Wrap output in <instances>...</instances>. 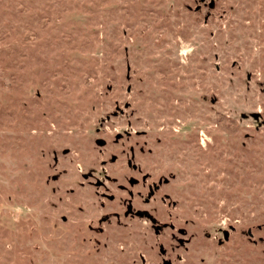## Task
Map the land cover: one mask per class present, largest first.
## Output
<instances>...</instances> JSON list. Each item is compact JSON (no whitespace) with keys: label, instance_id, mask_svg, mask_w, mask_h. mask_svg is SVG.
Returning <instances> with one entry per match:
<instances>
[{"label":"rangeland","instance_id":"obj_1","mask_svg":"<svg viewBox=\"0 0 264 264\" xmlns=\"http://www.w3.org/2000/svg\"><path fill=\"white\" fill-rule=\"evenodd\" d=\"M213 1L0 0V264L158 263L137 225L86 227L114 205L80 174L125 128L198 234L173 264H264V0ZM234 218L253 243L202 237Z\"/></svg>","mask_w":264,"mask_h":264},{"label":"flooded vegetation","instance_id":"obj_2","mask_svg":"<svg viewBox=\"0 0 264 264\" xmlns=\"http://www.w3.org/2000/svg\"><path fill=\"white\" fill-rule=\"evenodd\" d=\"M260 113H250L249 116L257 122L261 119ZM144 134L136 130L132 132L127 128L114 132L110 144L120 149L110 153L107 161L101 160V169L98 174L93 173L91 169L80 174L82 178L80 187L95 190L92 196L97 206L103 207L105 203L114 205L111 210L91 217L92 223H87L86 227L93 233L91 240L95 242L97 239L94 238V234H102L106 224L121 228L137 225V230L143 232V237L148 236L154 240L159 258L157 264H173V259L185 260L183 254L189 251L190 244L198 237V234L190 229L194 223L188 215L179 216L175 212L179 208V203L170 192L165 190V187L174 179V175H153L142 172L137 156L151 152V149L146 146L145 139L141 141L136 139ZM125 142H129L127 147L124 146ZM95 143L101 147L106 145V141L102 138L96 139ZM53 160L54 163L57 162L55 152ZM118 160L124 164L123 171L115 175L106 173L104 166L112 165ZM57 178V175H52V179ZM61 220L66 221V217L62 215ZM239 222V219L234 218L232 223L216 226L213 231L204 230L202 237L213 241L219 249L228 243L232 234L237 233L244 236L246 241L253 243V225L241 228L238 225ZM214 253H217L216 249L212 251V254ZM140 260L141 263L148 264L144 263L142 256ZM205 261L204 256L199 257L200 264H204ZM188 264H194V262L191 261Z\"/></svg>","mask_w":264,"mask_h":264},{"label":"water","instance_id":"obj_3","mask_svg":"<svg viewBox=\"0 0 264 264\" xmlns=\"http://www.w3.org/2000/svg\"><path fill=\"white\" fill-rule=\"evenodd\" d=\"M199 1V3H202V4H205L206 3V0H198ZM206 5L209 7V8H213L214 7V1L213 0H209V2L208 3H206ZM200 8V6L198 5V6H196V9H199ZM129 69V67L127 66V70ZM127 77H128V73H127ZM130 89V85H127V90H129ZM123 106L124 107H128L129 106V103L128 102H125L124 104H123ZM118 111H122V109H119V107H118ZM254 116H256V114H254Z\"/></svg>","mask_w":264,"mask_h":264}]
</instances>
